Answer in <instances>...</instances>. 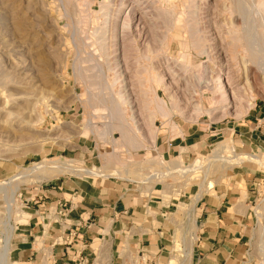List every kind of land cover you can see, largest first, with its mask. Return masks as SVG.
<instances>
[{"label":"rangeland","instance_id":"rangeland-1","mask_svg":"<svg viewBox=\"0 0 264 264\" xmlns=\"http://www.w3.org/2000/svg\"><path fill=\"white\" fill-rule=\"evenodd\" d=\"M104 1L108 0H0V163H13L17 168L6 180L0 182L1 189L9 192L21 187L23 190L37 187L50 180L54 181L61 176L86 175L83 172L78 174V169L94 170L102 174L104 167L107 166L114 168L113 172L107 174L129 178L137 175L142 179L145 176L144 173L136 170L125 171L127 153L135 152L142 156L146 155L145 159L143 158L146 163L148 160L159 161V158L154 159L158 154L151 150L156 147L157 136L169 127V123L190 127L220 126L227 121L234 122L244 119L256 104L264 105L263 68L251 60L249 52L246 53L241 48L236 51L229 50L226 45L230 39L223 41L222 38L225 36L223 34L225 31L231 30H241V34L245 35L243 34L246 26L244 25L246 24L244 23L245 16L242 17L237 12L239 7L244 9L245 4L242 3L243 7L242 4L237 5L238 0H193L194 2L192 0H172V5L177 12L174 19L177 22L171 28V34L175 37L171 54L177 55L181 50L186 14L184 12L180 14V12L186 9L185 5L190 3L189 1H192L193 3L190 4L201 8L200 17L203 18L201 21H204V27L210 32L208 43L212 44L206 55L198 56L192 53L193 62L198 64L209 62L213 65L216 63V66L222 62L232 64L235 71L233 77L238 82V89L241 90L242 103L240 101L228 108L223 106L213 110V106L210 107V98L213 96L211 88L214 86V79L210 74L211 71L207 70L209 72L205 73L206 76L202 74L204 79H200L202 87L197 81L184 92V98H189L188 101L192 104L181 103V107L176 109L168 100L169 91L159 89L158 97L160 100L167 101L170 118L156 115L154 121L151 122L148 114L145 112L143 114L141 111L144 106L141 102L143 90L135 85V87L132 86L134 90L131 96L133 99H138L135 102L137 103L135 108L141 113V116L138 112L136 115L139 118H137L138 124H141L138 127L142 129H140L141 132H132L136 137H131L130 142L122 137L118 129L107 132L106 128H109V123L117 125V120L120 119L123 122V119H118L117 116L115 121V114L110 113L114 110V104L120 103L123 92L120 84L113 86L110 82L115 74L113 70L107 69V62L113 61L110 59L113 54L111 51L103 52L100 43L94 40V34H92L94 28L99 29L103 26V18L98 17L104 11L102 10ZM111 1L118 7L122 0ZM145 1L146 5L148 4L147 6L155 11L159 8L171 7L167 6L166 0ZM261 1L264 0H246V10L252 12L257 20L256 25L260 24L258 4ZM228 12H233V14L229 15ZM136 15V20L139 16H144L142 10H138ZM230 18L235 19L233 27L228 25ZM214 22L226 25L225 30L220 33V39L219 37L215 39L212 34L214 31L211 26ZM136 25L138 24L133 26L131 35L137 38L140 36V39L144 40L147 35L143 34L144 31L141 32L140 28L145 24H139V27H135ZM121 26L120 22V31ZM162 29L161 31L164 32L165 29ZM97 64L104 68L106 66L105 69L103 68V73L96 67ZM132 73L133 71L130 74ZM128 78L134 83L132 76L128 75ZM208 82L212 86L208 85L210 84ZM181 84L182 86H179L177 91L178 96L182 95L180 91L184 90L185 82ZM206 85L210 89L206 88ZM199 99H201L199 106L201 113L195 111L199 105H196L198 101L192 102ZM126 109H123L122 115L125 118L124 123L134 131L133 122L129 117L131 112L129 108ZM208 110L211 111L210 114L206 113ZM93 125L98 128L95 132L92 131ZM154 129L156 133H153ZM112 138L117 141L118 147L113 144ZM87 149L91 152L94 149L97 150V156H95L97 163L94 165L93 161L83 162L80 158L79 153ZM245 155L236 154L229 142L216 143L207 154L197 157L186 167H190V172L200 169L193 174L194 179H200L204 176L213 178L216 174L225 173L233 165L257 164L256 168L263 173V182L254 199L258 221L249 243V256L246 264H264V150L259 154H250L260 158L254 161L245 159ZM43 160L69 162L73 164L75 171H66L51 178H45L46 175L51 176L49 172V174L38 172L39 174H30L26 176L27 178H16V181H11L16 175H25V172L28 174L32 167ZM260 161L263 162V166L260 165ZM191 177L189 176L183 183L189 184ZM171 183L170 180L164 182L168 185ZM193 183H198V181L195 180ZM0 200H2V193ZM15 206L17 211L14 217L16 218L17 213L21 212L24 207L20 201H17ZM5 207L6 204L0 201V224L3 221L6 223ZM259 215L260 218H258ZM8 221L9 219L7 220L8 227L12 228L13 226ZM186 236L181 229H178L173 238H170L171 248L168 260L173 264H182L190 252L192 236Z\"/></svg>","mask_w":264,"mask_h":264},{"label":"crops","instance_id":"crops-1","mask_svg":"<svg viewBox=\"0 0 264 264\" xmlns=\"http://www.w3.org/2000/svg\"><path fill=\"white\" fill-rule=\"evenodd\" d=\"M224 142L236 154L261 153L264 105L256 104L244 119L220 126L169 123L151 151L165 160L190 164ZM96 152L87 149L79 154L83 162L94 165ZM127 155L138 160L146 156ZM256 165H233L213 178L192 176L189 184L171 186L143 183L137 175L107 174L114 171L107 166L102 174L61 176L24 189L28 204L14 223L8 264H97L101 246L107 254L104 264H123L128 254L140 252L151 254L157 264H173L168 260L170 240L178 229L192 236L182 264H246L257 224L254 199L263 182ZM16 169L13 163H0V182ZM60 204L64 225L49 226L47 213Z\"/></svg>","mask_w":264,"mask_h":264},{"label":"bare ground","instance_id":"bare-ground-1","mask_svg":"<svg viewBox=\"0 0 264 264\" xmlns=\"http://www.w3.org/2000/svg\"><path fill=\"white\" fill-rule=\"evenodd\" d=\"M192 1L189 2L193 3L194 1L193 2ZM104 2H105L103 3L104 6L102 8V10L104 9V11L102 12L101 16L98 17V18L100 17L103 18V26L101 28L98 27L99 29L94 28L95 30L92 34H94V38H95L94 40H97L100 43V47L103 50V52L109 53L111 51V53L113 54V55L111 54L112 57H110V59H113V61L111 60L112 62L111 61L109 63L107 62V69L113 70L115 74L113 80H111L110 82L111 85L113 86L114 85L116 86V84H120L121 91L123 92L119 100L120 103L118 102L115 103L114 110L110 111V113L115 114V121L117 116L118 119L122 118L123 122L120 119L117 120L118 121L117 125H113L109 123L110 124L108 126L109 128H106L107 132H111L115 129H118L122 133V137L128 139L129 142L131 140L130 138L135 136V134L133 135L132 132L135 131L141 132L142 129L138 128L139 125L141 124H138L139 118L136 116L138 109L135 108V104H137L135 102H137L136 100L138 99L137 98L133 99V97L131 96L133 95L132 90H134L132 86L135 87V85H138V87H140L143 90L141 96V102L144 103V106L142 105L143 107L141 111L143 112V114L144 112L148 114V116L151 119V122L154 121V117L156 115L162 118H168V119L170 118V114L168 113L167 110V101L160 100L158 97L159 89L169 91V93L171 94L168 95L169 102L176 109H179L181 107V103H186V105H189L191 103L188 101L189 98H184L185 90L192 87L194 82L197 81L200 83L201 86V80L204 79L203 78L204 76H206L205 73H208L209 71H211L210 74L214 79V86L211 88V91H213L212 92L213 96L210 98L211 101L210 107L213 106L212 107L213 110L223 106L228 108L232 106L234 103L235 104L238 102L240 103V101L242 103V98H241L242 96L240 94L241 90L238 89L239 88L237 84L238 82H236L235 77H233V72L235 71L234 68H232L233 66L232 64H228V63L223 64L222 62L219 66H216V63L214 62L213 63L215 65L209 62L207 64L205 63L198 64L193 62L192 53H195L198 56L206 55L208 54V50H209L208 48H211L212 46L211 43H208L210 38V32L206 30V28L204 27L203 25L204 21H201L203 18L200 17L202 14L200 6H195L194 4L188 3L185 5L186 9L180 12V14H183V12L184 14H186V18H184L185 32L183 33V37L181 39V50L177 55L175 54L172 55L170 51L172 48V42L175 41L174 40L175 37L171 34V28L173 27V25L175 26L177 22L176 19H174V17H176L177 15V12L174 9L175 7L172 5L173 4L172 0L165 1L167 2V6H171V7L165 9L159 8L157 9V11L152 10L151 7H148L147 6L148 4L146 5L147 2L145 0H122L121 4L119 3L120 5H118V7H116L117 5H114L115 3H113L111 0ZM242 3L245 4L244 9L243 8L240 9L239 7L237 12L240 13L242 17L245 16L246 18V19L244 18V23H246L244 25L246 26L243 29L244 30L243 34L245 33V35L241 34L240 32L241 30L240 31L231 30L227 32L225 31L223 33L225 36H222V38L223 41L230 39V42L226 45V47L229 50L232 49V51L234 50L236 51L241 48L243 49L244 52L246 53L249 52V54L251 55V60L252 61L254 60L255 63L261 65V67L264 70V66H263L264 65V1H261L258 4L259 13L258 11L257 13L260 16L259 25H256L257 20L252 14V12L246 10V4H247L246 0H238L236 2V4L239 6ZM232 6L235 5L232 4ZM138 10H142L144 16L138 15L139 18L137 17L138 19L136 20V16H137L136 13L138 12ZM228 14L232 15L233 12L230 13L228 12ZM231 19L232 18H230L229 20ZM234 20H231L228 25L233 27V25H235ZM120 22L122 25L121 31L119 27ZM136 23L138 25H136L135 27H139V24L142 25V23L145 24L142 25L140 28L141 32L144 31L145 33L143 32V34L147 35L145 36L146 38L144 40H141L140 36L139 38H137V36L131 35L133 26ZM211 27L214 31V33L212 34H214L215 39L217 37H219L218 39H220L221 38L220 33L225 30L226 25H220L214 22ZM162 28L165 29L164 32L161 31L163 30ZM242 42H244V44H242ZM96 67L99 68L101 73L104 72L103 71L104 67H101V65L99 66V64H97ZM207 70L209 71L207 72ZM132 71L133 73L130 74ZM195 74H197V76ZM202 74H204V76H202ZM128 75L134 78V83L129 80L130 77L128 78ZM183 81L185 82L184 90L180 91V94L182 92V95L178 96L179 92L177 93V91L180 88L179 86H182L181 82ZM208 85H211V83ZM206 88H209V86L206 85ZM130 91L132 94L130 93ZM187 92H189V90ZM200 100L201 99L192 101V102L198 101L196 102V105L197 104L199 105L197 106V110L195 109V111H198L199 113H201L199 107L201 104ZM151 105L152 106L154 105L153 109ZM126 108H129L131 112L130 113L131 116L129 114V117L130 120L133 122V129L135 128L134 131L127 124L124 123L125 118H123L122 115H123V109ZM206 113L210 114L211 111L208 110ZM139 114L141 116V113ZM86 129L88 130L89 128ZM95 129L98 128L93 125L92 131L94 132L97 131ZM98 132L100 131L98 130ZM153 133H156L155 129ZM99 138H100V134H99ZM112 139H113V144L117 145L116 147H118L119 144H117V141L114 138ZM244 158L249 161L252 160L254 161V159L256 158L260 159L256 155H249V154L245 155ZM262 163L260 161V165H262ZM66 171L69 172L75 171L73 164L62 161L50 162L48 160H43L41 163L32 167L28 174H26L27 172H25V175L24 174L16 175L11 179V181L13 180L16 181V178L23 179L24 177L29 176L30 174L33 175L38 172H46V173L49 172L51 176L49 177V175H46L45 178H51L61 173L63 174ZM77 172L78 173L83 172L84 174H88V175L100 174L94 170H87V169H83V170L78 169ZM0 191L4 193L6 192L4 189L1 188ZM16 211L17 208L14 204V201L12 202V199H10L6 205V224H7V220L9 219L10 224L13 226L12 228H9L10 232L14 228V223H17L22 217L21 214L23 211L18 212L17 213L18 217L15 218L14 215ZM7 212L9 215L7 214ZM258 218H260V215ZM4 248L5 251L2 250L0 252V264H8L9 261L8 251H7L8 247L7 248L4 247Z\"/></svg>","mask_w":264,"mask_h":264},{"label":"built area","instance_id":"built-area-1","mask_svg":"<svg viewBox=\"0 0 264 264\" xmlns=\"http://www.w3.org/2000/svg\"><path fill=\"white\" fill-rule=\"evenodd\" d=\"M156 158H159V161H155V160L149 161L148 160V163H146L144 159L138 160L132 155H127L126 164L124 166L125 171L128 172L131 170H136L137 172L144 173L145 176H143L142 178L143 183H151V182L164 183L170 180L172 181V183L169 184L171 186L173 184H183V182L186 179H188L189 176H193V174H196L200 170L199 169L197 171L190 172V169H189L190 167H186L187 165H190V164L182 163L178 159L165 160L163 157L159 155L156 156L154 159ZM165 164H170V165L166 166ZM1 193H2L1 202L5 203L6 205L10 199L14 201V204H16L17 201H20L21 205H23L22 207H25L24 203L28 204L27 201H24V189L22 190L21 187L17 188L16 190H10L9 192L6 191L5 193L0 191V194ZM61 206L62 205L60 204L58 208L52 209L47 213L46 219H47L49 226L51 225L63 226L64 225L62 223V220L66 216L64 214V211L60 209ZM12 231L10 232L8 225L4 223V221L3 223L0 224V252L2 250L5 251L4 247L6 248L8 247L7 249L8 258L10 256L9 247H10V243L12 240ZM70 242L71 241L68 240V243ZM104 248H105L104 246H101L100 249L96 253L95 261L97 262V264H104L105 262V258L107 254ZM127 256L125 257V263L123 264H157L156 259L147 252L130 253Z\"/></svg>","mask_w":264,"mask_h":264}]
</instances>
